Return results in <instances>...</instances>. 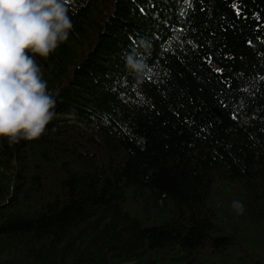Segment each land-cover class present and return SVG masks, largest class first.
Instances as JSON below:
<instances>
[{"label": "trees", "instance_id": "1", "mask_svg": "<svg viewBox=\"0 0 264 264\" xmlns=\"http://www.w3.org/2000/svg\"><path fill=\"white\" fill-rule=\"evenodd\" d=\"M68 7L53 120L0 138V264H264V0Z\"/></svg>", "mask_w": 264, "mask_h": 264}, {"label": "clouds", "instance_id": "2", "mask_svg": "<svg viewBox=\"0 0 264 264\" xmlns=\"http://www.w3.org/2000/svg\"><path fill=\"white\" fill-rule=\"evenodd\" d=\"M70 0H0V138L9 144L34 141L55 116L56 99L49 94L35 55L47 58L66 41L73 28ZM146 41L138 47L146 49ZM32 53L33 55H28ZM137 84L147 71L137 53L125 57ZM236 215L245 205L233 200Z\"/></svg>", "mask_w": 264, "mask_h": 264}, {"label": "snow or ice", "instance_id": "3", "mask_svg": "<svg viewBox=\"0 0 264 264\" xmlns=\"http://www.w3.org/2000/svg\"><path fill=\"white\" fill-rule=\"evenodd\" d=\"M184 3L190 6V0H184ZM237 15H239V12L237 13Z\"/></svg>", "mask_w": 264, "mask_h": 264}]
</instances>
